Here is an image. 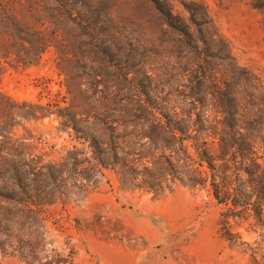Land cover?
<instances>
[{"label": "trees", "instance_id": "obj_1", "mask_svg": "<svg viewBox=\"0 0 264 264\" xmlns=\"http://www.w3.org/2000/svg\"><path fill=\"white\" fill-rule=\"evenodd\" d=\"M138 1L143 12L134 17L147 37L134 35L129 44L105 1L0 0V74L5 63H39L51 46L64 54L72 37L77 54L104 57L89 78L107 89L123 83L129 95L97 98L88 77L67 73L65 105L18 100L0 87V253L20 264H74L75 252L55 245L53 230L63 225L51 208L85 201L105 170H114L123 189H208L222 209L223 236L242 240L231 221L247 224L258 236L255 245L244 242L247 251L264 264V82L237 61L204 4L182 1L184 15L170 0ZM95 31L94 43L82 41ZM53 114L57 133L88 148L55 155L40 147L32 123ZM136 119L145 124H132Z\"/></svg>", "mask_w": 264, "mask_h": 264}, {"label": "rangeland", "instance_id": "obj_2", "mask_svg": "<svg viewBox=\"0 0 264 264\" xmlns=\"http://www.w3.org/2000/svg\"><path fill=\"white\" fill-rule=\"evenodd\" d=\"M92 1L109 4V17L116 29L123 32L127 43L130 44L134 35L146 40V24L134 17L143 12L138 0H130L128 4L124 0ZM170 1L176 12L187 14L182 1L191 0ZM194 1L207 7L221 33L230 41L237 61L264 82V0ZM133 23L139 24L137 31ZM100 30L98 27L97 31ZM97 31L83 34L82 41L94 43V37L99 36ZM69 40L64 54L51 46L41 61L32 66L5 63L0 74L2 91L18 100L65 105L66 101L62 100H70L65 84L67 74L89 78L90 66L104 58L77 54L72 46L74 39L69 37ZM125 47L128 50L130 46ZM113 54L107 58L115 63ZM60 64H67V71H62ZM86 83L89 94H96L97 98L109 91L117 99L129 98L122 91L123 83L118 88L113 83L109 89L104 86L105 81L99 83L89 78ZM174 99L178 100V96ZM172 106L170 110H174ZM118 107L117 103L110 104L109 111L115 112ZM136 120L132 124H145ZM32 124L39 126L43 138L40 147L47 152L59 155L74 145L88 148L67 132L57 133L60 118L55 114ZM105 174L100 187L85 201L51 208L53 216L61 219L63 225L61 231L53 230L55 245L67 253L75 252L74 264H257L244 243L255 245L257 234L248 232L247 224L238 226L232 220V229L240 231L243 238L237 241L225 238L219 225L221 206L208 189L193 190L177 183L172 191L156 195L151 191L121 188L114 170H105ZM0 264L20 263L0 253Z\"/></svg>", "mask_w": 264, "mask_h": 264}]
</instances>
